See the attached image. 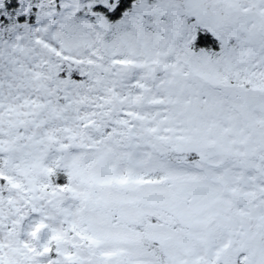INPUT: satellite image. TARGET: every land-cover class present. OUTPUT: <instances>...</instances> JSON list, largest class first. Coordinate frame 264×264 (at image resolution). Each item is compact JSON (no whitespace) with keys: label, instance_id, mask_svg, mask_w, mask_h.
Instances as JSON below:
<instances>
[{"label":"snow or ice","instance_id":"snow-or-ice-1","mask_svg":"<svg viewBox=\"0 0 264 264\" xmlns=\"http://www.w3.org/2000/svg\"><path fill=\"white\" fill-rule=\"evenodd\" d=\"M0 264H264V0H0Z\"/></svg>","mask_w":264,"mask_h":264}]
</instances>
